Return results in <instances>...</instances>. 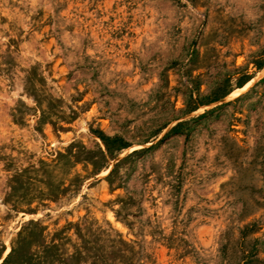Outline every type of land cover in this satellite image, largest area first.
<instances>
[{
    "label": "rangeland",
    "instance_id": "obj_1",
    "mask_svg": "<svg viewBox=\"0 0 264 264\" xmlns=\"http://www.w3.org/2000/svg\"><path fill=\"white\" fill-rule=\"evenodd\" d=\"M0 264H264V0H0Z\"/></svg>",
    "mask_w": 264,
    "mask_h": 264
},
{
    "label": "bare ground",
    "instance_id": "obj_2",
    "mask_svg": "<svg viewBox=\"0 0 264 264\" xmlns=\"http://www.w3.org/2000/svg\"><path fill=\"white\" fill-rule=\"evenodd\" d=\"M259 78H260V77H259ZM256 79H258V77L254 78L252 81H250L249 83H247L244 87L236 89V90H235L234 92H232L228 97H226V98H224V99L218 101L217 103L224 102V101H226V100L232 98L233 96H235V95H237V94H240V93L244 92V91L246 90V88H247L252 82H254Z\"/></svg>",
    "mask_w": 264,
    "mask_h": 264
}]
</instances>
